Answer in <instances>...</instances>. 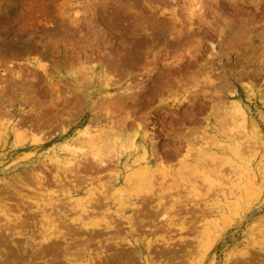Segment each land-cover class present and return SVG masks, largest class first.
I'll list each match as a JSON object with an SVG mask.
<instances>
[{"label":"rangeland","instance_id":"1","mask_svg":"<svg viewBox=\"0 0 264 264\" xmlns=\"http://www.w3.org/2000/svg\"><path fill=\"white\" fill-rule=\"evenodd\" d=\"M2 206L0 264H264V0H0Z\"/></svg>","mask_w":264,"mask_h":264},{"label":"bare ground","instance_id":"2","mask_svg":"<svg viewBox=\"0 0 264 264\" xmlns=\"http://www.w3.org/2000/svg\"><path fill=\"white\" fill-rule=\"evenodd\" d=\"M88 134H89V133H88ZM68 147H69V146H68ZM82 151H83V150H82ZM94 154H95V153H94ZM97 155H98L97 158H96V156H95V159H96V160L94 159L95 162H97V163H99V164H100V163H103V160H102V159H104V158H100L101 156L99 157V154H97ZM73 157H74V156H73ZM54 160H55V159H54ZM55 162H56L57 165H59V162H60V161H58V159H56ZM72 162H73L72 159L69 158L68 160H66L65 164L69 165V164H72ZM100 165H101V164H100ZM100 165H99V166H100ZM94 166H95V165H94ZM96 167H97V165H96ZM32 176H33V175H32ZM34 176H35V175H34ZM35 177H36V179H38V178H37V175H36ZM38 177H39V175H38ZM18 180H19V179H18ZM21 180H22V179H21ZM38 180H40V179H38ZM150 185H151V184H150ZM65 188H66V187H65ZM69 189H70V188L67 189V190H68V194H70V192L72 191L73 188H72L70 191H69ZM65 190H66V189H65ZM73 190H74V189H73ZM17 192H18V191H17ZM66 192H67V191H66ZM72 192H73V191H72ZM18 193L20 194L21 197H22V196L25 197V195H23V194L20 193V191H19ZM63 193H64V192H63ZM65 194H66V193H65ZM65 194H64V195H65ZM25 198H26V197H25ZM94 198H95V197H94ZM94 198H93V199H94ZM91 200H92V198H91ZM93 201H94V200H93ZM96 202H97V201H96ZM99 202H100V200H99ZM93 203H94V202H93ZM100 203H101V202H100ZM76 204H81V205H80V208H78V209H80L81 211H83V212L86 211L85 213H87V211H89V210L86 209V205H85V204L80 203L79 201H77ZM90 204H91V203H90ZM98 204H99V203H98ZM95 205H96V204L94 203V207H95ZM99 205H101V204H99ZM102 205H103V204H102ZM89 206H90V205H89ZM97 206H98V205H97ZM97 206H96V207H97ZM2 207H3V206H2ZM7 208H8V207H5V206H4L3 208H0V214H2V216H4V217L7 219V222H11L12 219L9 218V215H10V214L8 215L7 212H6V210L9 209V208H8V209H7ZM17 208H18V207H17ZM18 209H19V208H18ZM88 209H89V208H88ZM91 209H92V207H91ZM91 209H90V211H91ZM95 210H96V209H95ZM95 210H94V211H95ZM121 211H122V210H121ZM89 213H90V212H89ZM96 213H97V212H96ZM90 214H91V213H90ZM49 215H50V214H49ZM87 215H88V214H87ZM56 216H58V214H56ZM56 216H55V217H56ZM108 216H109V215H107V217H108ZM44 217H45V216H44ZM53 217H54V216H53ZM58 217H59V216H58ZM58 217H57V218H58ZM82 217H85V216L82 215ZM82 217H81V218H82ZM111 217H112V216H111ZM16 218H19V215H17ZM109 218H110V217H109ZM24 219H25V218H24ZM53 219H54V218H53ZM107 219H108V218H107ZM110 219H111V218H110ZM112 219H114V218H112ZM22 220H23V219H22ZM54 220H55V219H54ZM77 220H78V219H77ZM82 220H83V219H82ZM23 221H24V220H23ZM27 221H28V220H27ZM27 221H26L25 223H27ZM79 221H81V220L79 219ZM108 221H109V220H108ZM81 222H82V221H81ZM112 222H113V221H112ZM17 223H18V222H17ZM44 223H46V221H45ZM48 223H49V222H48ZM64 223H65V222H63L62 224H64ZM74 224H75V223H74ZM83 224H84V223H83ZM21 225H22V224H21ZM49 225H50V224H49ZM112 225H113V224H112ZM25 226H26V225H25ZM78 226H79V225H78ZM40 227H41V226H40ZM95 227H96V226H92L91 229H94ZM9 228H10V227H9ZM22 228H23V227H22ZM54 228H55V227H54ZM7 229H8V228H7ZM20 229H21V228H20ZM23 230H24V229H22V231H23ZM41 230H42V229H41ZM44 230L47 231L46 228H45ZM74 230H75V229H74ZM94 230H95V229H94ZM152 230H153V229H152ZM2 231H3V229H2ZM9 231H10V229H9ZM35 231H36V230H35ZM35 231H34V232H35ZM45 231H44V232H45ZM64 231H65V230H64ZM76 231H77V230H76ZM20 232H21V231H20ZM24 232H26V231H24ZM29 232H31V231H29ZM47 232H48V231H47ZM58 232H59V231H58ZM61 232H62V231H61ZM65 232H66V231H65ZM65 232H63V233H65ZM73 232H74V231H73ZM73 232H72V233H73ZM7 233H8V232H7ZM31 233H32V232H31ZM59 233H60V232H59ZM2 234H3V233H1V235H2ZM8 234L11 235L10 233H8ZM26 234H28V233H26ZM42 234H43V232H42ZM44 234H45V233H44ZM65 234H66V233H65ZM67 234H68V233H67ZM23 235H24V234H23ZM48 235H50V234L46 233V234L43 236V239H42V240H44V241L47 240V239L49 238ZM57 235H58V234H57ZM74 235H75V234H74ZM2 236H3V235H2ZM4 236H6V235H4ZM50 236H51V235H50ZM62 236H63V235H62ZM69 236H71V234H70ZM75 236H76V235H75ZM55 237H56V236H55ZM55 237H54V236H51V238H55ZM64 237H66V236H64ZM72 237H73V235H72ZM58 238H59V236H58ZM61 238H62V237H61ZM75 238H76V237H75ZM0 239H1V238H0ZM3 239H4V237H3ZM62 239H63V238H62ZM72 239H73V238H72ZM50 240H52V239H50ZM49 242H50V241H49ZM44 244H45V243H44ZM47 244H48V243H47ZM49 244H50V243H49ZM66 246H68V245H66ZM63 247H64V246H63ZM63 247H62V248H63ZM64 250H65V248H64ZM68 250H69V249H68ZM66 251H67V249H66ZM39 253H40V252H39ZM39 253H38V254H39ZM33 254H36V253H33ZM40 254H42V253H40ZM40 254H39V255H40ZM2 256H3V255H2ZM31 260H32V259H31ZM180 261H181V260H180ZM87 262H88V261H87ZM173 262H174V261H173ZM179 263H180V262H179ZM80 264H81V263H80Z\"/></svg>","mask_w":264,"mask_h":264}]
</instances>
